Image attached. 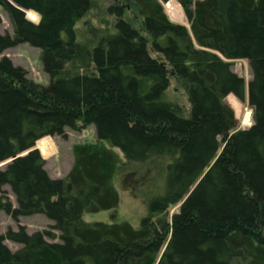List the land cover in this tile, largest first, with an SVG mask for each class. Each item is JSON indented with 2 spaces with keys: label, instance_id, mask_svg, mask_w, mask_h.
Segmentation results:
<instances>
[{
  "label": "trees",
  "instance_id": "trees-1",
  "mask_svg": "<svg viewBox=\"0 0 264 264\" xmlns=\"http://www.w3.org/2000/svg\"><path fill=\"white\" fill-rule=\"evenodd\" d=\"M119 1L108 9L113 30L93 26L80 41L92 0H0L14 26L3 33L0 19V55L29 43L43 50L51 78L36 82L0 58V163L17 157L0 167V213L44 214L60 239L10 228L0 233V264H264V0H177L189 26L170 19L171 0ZM127 3L142 30L126 18ZM238 59L250 63L249 83L233 69ZM174 79L185 82L190 107L170 96ZM241 101L255 123L238 130ZM92 124L112 147L77 144L69 174L52 177L37 141ZM151 164L161 193L145 198L140 228L84 219L119 206L120 171L132 180Z\"/></svg>",
  "mask_w": 264,
  "mask_h": 264
},
{
  "label": "rangeland",
  "instance_id": "rangeland-1",
  "mask_svg": "<svg viewBox=\"0 0 264 264\" xmlns=\"http://www.w3.org/2000/svg\"><path fill=\"white\" fill-rule=\"evenodd\" d=\"M92 3L93 6L90 12L77 24L78 40L80 41L88 40V37L90 36V27H97L99 29L109 28L110 30H113L115 17L108 12V9L110 6L120 5V1L92 0ZM125 6L127 7L126 18L132 22L135 27L142 30L143 19L138 14L137 9L130 3L125 4ZM164 7L172 21L189 26L184 9L177 0H171L164 3ZM27 17L35 22H39L40 19V15L32 17L29 13L27 14ZM0 19L2 21V32L14 35L12 20L2 5H0ZM42 54V49L34 47L29 43H22L4 51V53L0 55V58L3 56L9 57L15 65L25 68L31 79L44 85H48L51 78L50 75L45 72ZM233 69L239 76L245 78L247 83L252 80L253 73L248 60H235L233 62ZM186 91L187 87L185 82L180 79H174L169 94L173 100L188 108L190 107V103ZM227 102L235 106L234 98H227ZM237 106L236 121L238 130L247 129L253 126L255 123L253 121L254 109L250 106L249 102L241 101ZM246 118H248V120ZM77 144L106 145L112 147L108 142L99 140L96 125L92 124L87 129L81 131L68 129L66 137L46 136L41 141H37L34 149H38L46 159V168L52 177L65 178L74 165V146ZM114 149L118 152L120 151L117 147ZM220 151H222V148ZM6 165H3V162L0 163L1 168H5ZM158 167V164H151L147 168H143L142 171L140 167V173L136 174V178L132 180L126 171H120L116 177V186L121 197L119 206L110 210L87 212L85 213L84 219L88 222H114L126 220L131 222L134 227L140 228L142 225V219L149 211L148 202L146 203L145 198L148 201V199L158 196L161 193L160 188L162 186V180L159 179L161 171H157ZM147 169L149 172H147ZM4 189L5 195L8 196L14 206L17 207V198L13 193L11 186L6 185ZM181 203L172 206L166 212L165 217L168 221L171 220L175 213L180 211ZM113 215L117 216L113 218ZM52 225L53 221H51L46 215L40 213L27 217H20L19 219L13 218L11 214L6 213L5 211L0 213V233H6L10 228L18 230L20 226H24L30 233L40 230H48L56 233V238L47 236V239L59 241V231L52 228ZM6 243H8L13 250H17L21 247L20 244L14 243L10 240Z\"/></svg>",
  "mask_w": 264,
  "mask_h": 264
},
{
  "label": "water",
  "instance_id": "water-1",
  "mask_svg": "<svg viewBox=\"0 0 264 264\" xmlns=\"http://www.w3.org/2000/svg\"><path fill=\"white\" fill-rule=\"evenodd\" d=\"M26 14H28V11H30V10H26V9H24V8H21ZM41 20V18L39 19V21ZM29 151H26L24 154H27ZM23 154V155H24ZM15 158H17V157H13V158H11V159H9V160H7V161H4L3 162V165L5 164H8V163H10L12 160H14ZM2 166V165H1ZM0 166V167H1ZM178 212H180V211H178Z\"/></svg>",
  "mask_w": 264,
  "mask_h": 264
},
{
  "label": "bare ground",
  "instance_id": "bare-ground-1",
  "mask_svg": "<svg viewBox=\"0 0 264 264\" xmlns=\"http://www.w3.org/2000/svg\"><path fill=\"white\" fill-rule=\"evenodd\" d=\"M29 15L32 16V17H35V15H39L38 13H36L35 11H28ZM250 113V112H249ZM248 120V118H246ZM250 125V124H249ZM45 138V137H44ZM43 139V138H42ZM41 139V140H42ZM39 140V141H41Z\"/></svg>",
  "mask_w": 264,
  "mask_h": 264
}]
</instances>
